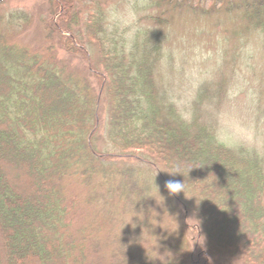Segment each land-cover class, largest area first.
I'll list each match as a JSON object with an SVG mask.
<instances>
[{"label": "trees", "instance_id": "1", "mask_svg": "<svg viewBox=\"0 0 264 264\" xmlns=\"http://www.w3.org/2000/svg\"><path fill=\"white\" fill-rule=\"evenodd\" d=\"M148 2L204 8L210 0ZM48 4L45 41L53 44L22 42L21 33L13 42L0 30V264H99L103 225L86 211L91 205L109 210L108 264H183L182 236L177 246L155 250L150 243L142 250L154 235L111 232L125 215L138 223L135 214L149 198L138 170L117 162L133 158L184 182L177 201L197 220L195 264H206L202 237L245 264H264L263 158L218 141L214 128L199 121L197 103L189 123L177 114L158 90L156 32L126 37L116 25L106 27L100 8L88 9L80 30L78 0ZM243 18L264 35V0L244 4ZM4 20L17 28L31 23L21 11ZM55 45L79 57L81 70L61 60ZM177 166L182 176H170ZM11 172L28 181L13 182Z\"/></svg>", "mask_w": 264, "mask_h": 264}, {"label": "rangeland", "instance_id": "2", "mask_svg": "<svg viewBox=\"0 0 264 264\" xmlns=\"http://www.w3.org/2000/svg\"><path fill=\"white\" fill-rule=\"evenodd\" d=\"M253 1L210 0L204 8L182 4L167 9L164 5L151 6L148 0H78L81 15L77 29L84 28L88 9L95 11L100 8L104 15L105 8L110 5H135L140 12L137 23L132 26L115 25L119 31L125 30L126 37H132L137 30L157 33L161 45L155 74L158 90L173 104L177 114L189 123L196 116L194 104L197 103L199 121L214 128L218 141L230 148L239 145L252 148L264 160V35L258 28H251L250 22L243 18L244 4ZM48 8V0H6L0 4V30L13 42H21L16 35L21 33L26 35L22 42L42 41L51 45L53 41H45L43 23L48 16ZM12 11L23 12L31 22L29 26L27 23L20 24V28L8 25L4 17ZM104 23L108 29L113 26L106 18ZM25 26L26 29L23 28ZM55 48L61 60L81 70L82 61L79 57L68 56L58 45ZM203 89L207 90L204 97L199 99ZM102 134L103 129L99 136ZM133 159L117 162L138 170L139 181L148 185L149 198L135 214L134 220L138 223L133 225L131 217L125 215L123 220L116 221L111 232L118 233L123 227L131 233L136 230L144 239L154 235L153 241L143 244L142 250L149 247L150 243L155 250L169 244V247L171 244L177 246L182 236L186 245L179 243V249L188 251L182 263L195 264L194 245L198 240L192 238L199 231L195 216L188 206L185 208L177 201L178 194L171 195L167 191L165 183L169 178L160 166L156 167L160 169L157 170L143 161ZM11 173L13 182L19 184L18 180L23 177L26 180L22 173ZM88 210L96 212V220H100L103 225L99 235L103 245L99 264L102 260L108 264L113 251L103 244L108 233L103 213L109 210L92 205ZM108 217L113 215L108 214ZM201 242L206 248V264H245L237 255L219 252L206 237H202ZM170 255L173 256L172 251Z\"/></svg>", "mask_w": 264, "mask_h": 264}, {"label": "clouds", "instance_id": "3", "mask_svg": "<svg viewBox=\"0 0 264 264\" xmlns=\"http://www.w3.org/2000/svg\"><path fill=\"white\" fill-rule=\"evenodd\" d=\"M139 15H140L139 9L135 5H128L123 7L119 5H110L107 6L104 10V16L106 18V21L110 25L120 24V25L132 26L137 23ZM178 168L179 166H177V171L169 173V175L173 177L176 175H181L178 171ZM165 188L171 195H176L183 192L184 182H181L176 179H169L165 183Z\"/></svg>", "mask_w": 264, "mask_h": 264}, {"label": "water", "instance_id": "4", "mask_svg": "<svg viewBox=\"0 0 264 264\" xmlns=\"http://www.w3.org/2000/svg\"><path fill=\"white\" fill-rule=\"evenodd\" d=\"M4 1H6V0H0V4L3 3Z\"/></svg>", "mask_w": 264, "mask_h": 264}]
</instances>
